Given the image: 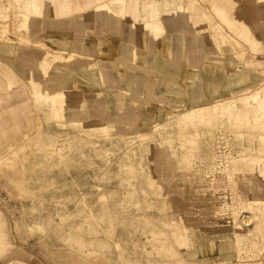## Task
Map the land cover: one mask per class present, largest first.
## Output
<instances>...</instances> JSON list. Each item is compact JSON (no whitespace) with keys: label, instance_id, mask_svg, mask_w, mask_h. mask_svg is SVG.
Wrapping results in <instances>:
<instances>
[{"label":"rangeland","instance_id":"1","mask_svg":"<svg viewBox=\"0 0 264 264\" xmlns=\"http://www.w3.org/2000/svg\"><path fill=\"white\" fill-rule=\"evenodd\" d=\"M112 1L94 0L66 15L33 11L29 16L40 24L68 20L47 33L29 30L20 37L6 24L14 34L6 32L13 38L4 41L11 47L2 55L10 64L0 61V160L37 132L18 151L19 170L0 161V264H264V229H259L264 217L258 219L264 190L251 182L264 178V105L249 98L251 120L257 114L258 124L232 115L247 111L244 98L264 87L263 0H180L186 11L196 4L209 19H202V29L177 31L202 36L215 54L205 60L203 52L183 49L186 57L176 58L163 46L169 18L164 34H156L161 46L142 45L152 63L118 49L128 43L126 14ZM9 2L14 0H0V8ZM214 2L229 10L232 23L221 19ZM94 9L95 18L106 9L120 18L114 45L93 27ZM237 20L250 26L263 49L252 47ZM80 21L86 24L85 39L76 35ZM20 51L25 59L19 63ZM60 55L64 61L55 59ZM248 60L257 62V75L245 70ZM43 63L51 64L48 72H61L49 79L59 83L54 94L77 97L56 104L60 117L53 116L49 95L38 101L29 90L28 68L47 84ZM141 69L149 71L151 86L146 81L137 86L135 75L127 73ZM229 69L233 73L225 74ZM118 100V111L111 110ZM67 111L81 123H69ZM89 121L96 122L94 130L83 125ZM46 134L61 135L59 144L73 146L60 164L46 156ZM20 176L31 178L33 193L21 191ZM64 229L82 233L84 252L66 242ZM237 234L245 243L239 244ZM163 245L168 251H159Z\"/></svg>","mask_w":264,"mask_h":264},{"label":"bare ground","instance_id":"2","mask_svg":"<svg viewBox=\"0 0 264 264\" xmlns=\"http://www.w3.org/2000/svg\"><path fill=\"white\" fill-rule=\"evenodd\" d=\"M92 1H94V0H14L13 3L9 2L8 6H3L2 8H0V61L5 62L7 64H10V61L7 60L6 57L2 56L3 54L7 53V51L11 47V45L4 43V41H9V39L11 40V38H13V36L10 37V35L8 36L6 34V32L8 30V29H6L7 23H9L8 25L11 26L10 28L13 30V32H15V31L19 32V33L17 32V34H19L20 37H21V34H24L23 32L29 31V30L34 31V30H38V29H45L46 33H47L48 31L50 32V31L54 30L55 27L67 26L68 20L64 19V20L58 21L57 22L58 26H51L48 23V21L47 22L45 21L44 23L40 24L37 20H33L34 17L29 16L31 14H34L33 11L36 12L34 14L36 16L37 15L44 16V15H47V13H51V12L56 14V15H59V14L66 15V14H69L71 12H74V10H77V9L79 10L82 7L90 6ZM181 2H180V0H114V1H112L111 4L116 11H118L119 13H122V14H126V18H124L123 24H124V30H125L124 31L125 39L128 43H125V45H123V46H119L118 49L122 53L124 52L123 54L128 56V57H131V58L136 57L140 62L152 63L153 58L151 57V55H148L147 51L144 50L142 47L145 44H147V45L153 44V42L158 44V46H161L162 42L160 39H158L159 35H156V34H160V33L164 34L163 32H164L165 26H163V23L165 25L167 24L166 19L173 18V17H176L177 15L184 13V10H186V8H185V5L182 4ZM262 9L264 12V0L262 3ZM8 10L11 11L10 15L8 14ZM87 12H85V13H87ZM92 12H93V19H92L93 27H96V28L103 31V35L101 36V40L102 41L103 40L108 41V42H110V44L114 45V39H115L114 37L119 33L117 31V29H118V24L120 22V18L111 14L109 12V10H107V9L105 10V12H100V11L97 12L96 18L94 17L96 10L94 9ZM7 14H8V16H11L10 18H8L9 20L6 18ZM88 16H91V15H88ZM7 20H8V22H7ZM30 21H32L31 25H30ZM78 23L79 24L77 25V28H76V33H77L76 35L78 38L85 39L86 38V31H87L86 24L83 21L82 22L80 21ZM245 26H246L245 24L241 23L238 27L245 32V35H246L245 37L247 38V40H249L248 37L250 35V30H246ZM126 27L128 29H126ZM217 29L220 30L219 26H217ZM12 30H11V32H12ZM10 34H14V33H10ZM22 36H23L22 37L23 39H27V38H24L25 37L24 35H22ZM15 39H16V37H15ZM163 40H164L163 41L164 48L166 50H168L169 52H171L176 58L178 57V58L184 59L186 57L185 54H183L184 53L183 49H185L188 54H191V53L199 54L202 52V50L197 46V43L195 41H193L192 44H189L181 38V35H178V34L172 36V39H166V37H164ZM59 41L63 42V40H59ZM253 47L256 48L257 46L255 44H253ZM22 53L23 52L20 51L17 55V62H19V63L23 59H25L22 56ZM241 54H242V52H241ZM237 57H238V55H237ZM50 58H52V57H50ZM65 58H66L65 56L60 55V56H57V58H55V59L60 60V61H64ZM159 61H158V63H159ZM162 61H163L162 62L163 64H169V61H167V59H162ZM247 64L248 65H247V68L245 70L248 71L249 73H254L257 75L258 71L256 72L254 67H253V65L257 64V62L248 60ZM49 65L51 66V64H44V66H43V69L45 71V76H47V78H48L47 84H45V85H41L40 82L36 81V79H34L32 77V76H34V74L31 71V69L30 68L27 69L28 72L30 73V86H31V88H29V90H31L30 93L32 95H34L38 101H43V98H46L47 95H49V97L52 100L53 106H54L52 109V114L54 117H60V116H62L61 110L56 107V104L57 103L65 104V102H70V99H77V97H74V98L68 97L69 95L67 92L63 93L60 96L54 94V92L58 90L57 88L59 86V83L57 81H49V79L60 77L61 72H55V73L48 72L47 68ZM208 68H209L208 70L213 72L212 66H210ZM141 70H140L141 72L139 74H136L135 72L127 71L128 74L135 75L137 86L142 84V81L147 82V80H148V77L145 74H147L149 71L144 70V69H141ZM224 73L225 74H232L233 72L231 71V69H229V70H226ZM106 74H107L108 78L115 77L114 74H111V73H106ZM117 77L118 76H116V78ZM27 79L29 80V78H27ZM48 82H50L51 84L49 85ZM152 82L153 81H149L147 83H148V85L151 86ZM67 84L69 86L68 82H67ZM65 86H66V84H65ZM250 97H252L253 103L255 102L259 106L262 107L264 105V87L257 90L251 96L244 98L246 106H247V109H246L247 111L241 112V113L233 112L232 115L234 117L242 116V118L245 119L247 123L253 122L254 124H258L259 118H258L257 114L255 115V118L253 120H251V117H252L251 112H253V110H254V104H252V102L249 100ZM91 100H93V99H91ZM117 104H119V100L116 104L110 103L111 110L118 111V108L116 106ZM89 105L91 106V109H94L95 106L97 105V103L95 101H93L92 104H89ZM224 106H225V104H224ZM249 107H251V108H249ZM64 115H66L68 118H70L69 123H71V124L73 123V124L79 125L81 123V122H79L81 120H71L72 112H70V111H67ZM151 115H152V113H151ZM252 115H254V113H252ZM40 125L41 124L39 122L38 126H40ZM83 125L87 129H90V130H94L97 127V124L95 121H89V122L83 123ZM121 126H122L121 129L122 128L126 129V127H127V125H125V124H123ZM36 132H37V130H35L34 135L36 134ZM41 132L43 133L42 128H41ZM33 136H32V138H33ZM60 137H61V135L55 136V135L46 134V139H45L46 142H48V144L46 146H47V150L49 148V153H50L49 155H46V156H48L49 158L57 157L59 164L61 163V161H63V159L66 155L68 156L71 153L72 148H73V146L70 144H62V145L59 144ZM32 138L29 137L28 139H25V141H23L21 144L16 145V146H12L11 148H9L10 150L7 152L8 154L6 153V155L3 156V159L6 160V163L8 164V166L10 165V167L12 169L16 168L17 165L19 164V161L17 160L19 158L18 157V151L21 149L23 152L24 147L29 146V143L32 140ZM260 140L263 143L262 146L264 147V134L260 135ZM66 141H70V139L67 138ZM46 146H45V148H46ZM247 149H248L247 146H244L243 150L247 151ZM3 159L1 158L0 161H2ZM260 161L261 160H259L257 162H260ZM262 161H263V159H262ZM58 163L55 162L54 164H58ZM18 168H19V165H18ZM17 170H19V169H17ZM261 171H263V169H261ZM19 173H20V171H19ZM251 177H252V175H249L246 178L251 180L250 179ZM18 179L19 180L17 181V183H18L19 187L21 188V191H23V193H26V194L33 193L32 184L30 183L31 178H26V177L23 178L22 176H20V178H18ZM251 182L253 183L254 186L257 187V188L255 187L257 191L264 190L263 175L262 176H260V175L256 176V179L252 180ZM259 210H260V212L258 215V219L260 220L262 217H264V212L262 211L261 208H259ZM51 220H53V219H51ZM259 222H262V221H259ZM38 226H39V228L43 227L40 224ZM259 229H264L263 223H261L259 225ZM64 231H66V233H65L66 234V236H65L66 242H68L71 247L77 246V248L74 247V249L76 251L84 252V248L86 247V243L83 242L82 238H80V236H79L82 233H80L79 231H73L70 229L69 230L64 229ZM0 237H1V233H0ZM0 242H1V238H0ZM159 251L166 252V251H168V249L166 247H164V245H163V246L159 247ZM170 251H172V250L170 249ZM88 253L91 255L93 254L92 255L93 257L94 256H98V257L102 256L98 251L97 252L91 251Z\"/></svg>","mask_w":264,"mask_h":264},{"label":"crops","instance_id":"3","mask_svg":"<svg viewBox=\"0 0 264 264\" xmlns=\"http://www.w3.org/2000/svg\"><path fill=\"white\" fill-rule=\"evenodd\" d=\"M214 9L220 15L221 19H223L224 21H226L228 23H232L233 18L231 17L229 10L225 6H220L216 2H214ZM187 11L189 12V16H187V13H186ZM187 11L184 10L183 14H180V15H177L176 17H173L172 23L171 24L168 23L166 25V30H168V32L165 33L166 39H172V36L178 34V35H181V38L189 44H192L193 41H195L197 43V46L202 50L205 60H207L211 54H215L214 48H211L209 46V44L202 38V36H200L198 34L197 35H186L185 33L178 32L177 30L178 29H187L190 27L194 28V29H202L203 28V26L201 25L202 19H209V16L205 11H202L199 13L196 4H193V3L189 4ZM187 17H189L193 20L191 24H188L186 22ZM238 21L239 20H237V22H235L236 27H238L241 24V22H238ZM243 24H245V23H243ZM245 25L250 30V35L248 37L249 40H247V41L250 42L251 45L255 44L257 46L255 48V50H259L258 48H260V50L263 49L262 43L257 38V36L254 34V32L252 31L250 26L247 24H245ZM212 28L213 29L215 28L214 24H212ZM225 43H226V46L228 49L232 48L233 45L231 44V42H225ZM214 44L218 45V47H219L220 43L217 41V43H214ZM217 56H219V55H217ZM237 237L239 239V244L245 243L244 241L241 240L239 234H237Z\"/></svg>","mask_w":264,"mask_h":264}]
</instances>
